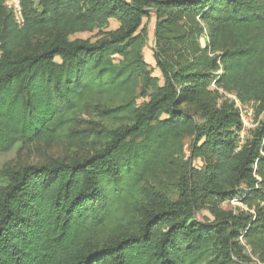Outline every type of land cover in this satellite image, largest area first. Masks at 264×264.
Masks as SVG:
<instances>
[{"label": "trees", "instance_id": "trees-1", "mask_svg": "<svg viewBox=\"0 0 264 264\" xmlns=\"http://www.w3.org/2000/svg\"><path fill=\"white\" fill-rule=\"evenodd\" d=\"M3 1L0 153L57 142L97 93L102 114L130 121L85 157L0 171V264H245L240 230L264 262V0H22V27ZM152 13L163 85L142 52ZM95 29V41L70 39ZM225 93L259 120L239 150ZM187 134L200 168L176 159ZM169 158L177 199L144 183ZM242 184L249 211L224 208Z\"/></svg>", "mask_w": 264, "mask_h": 264}, {"label": "rangeland", "instance_id": "rangeland-1", "mask_svg": "<svg viewBox=\"0 0 264 264\" xmlns=\"http://www.w3.org/2000/svg\"><path fill=\"white\" fill-rule=\"evenodd\" d=\"M156 19L154 13L151 14L148 20L144 18V23H147L148 26V36L142 52L145 61L149 64L152 75L157 76L159 78V84L163 85L165 80L154 58L157 45L155 36ZM119 26L120 24L117 20L111 19L106 30H115ZM18 27L20 26L18 25ZM100 36L99 30L95 29L93 31L75 33L70 36V39L83 38L95 41ZM37 42L39 41H33V43ZM201 43L204 45V40H201ZM221 73L222 69L217 72V74ZM107 96V93H97L91 96L79 113L75 124L66 129L64 135L57 142L47 143L45 141H40L31 146H24L18 143L10 151L0 153V171L7 168H19L29 163H49L54 159L71 161L85 157L102 147L106 140L107 131L117 129L130 121L128 115L122 117H107L95 107L96 103L105 102ZM146 100L147 98L139 97L137 99V106H141ZM223 100L224 98H220L219 104ZM261 119L264 120V114L261 115ZM193 138V134H187L181 139L183 153L176 155V159L181 161V158H183L188 162L190 161L191 166L200 168L203 161L197 157L192 158L191 143ZM174 162L176 161H172L171 158H169V162L166 163V168L161 171L162 173L159 175H151L144 183L149 188H160L165 190L170 198L177 199L179 195L177 185L179 175L177 171L179 166H176ZM7 183V178L0 176V186H4ZM247 190V186L242 184L237 196L223 202L222 206L232 209L235 213L249 211V207L244 202ZM251 211L253 212V210ZM196 216L202 222H209L214 219L207 209L197 212ZM240 234L239 240L246 246L247 253L251 255L252 258L251 262L245 264H264V262H261L256 256L251 254V248L246 243V231L240 230ZM110 236L108 230L104 229L101 231V241H107Z\"/></svg>", "mask_w": 264, "mask_h": 264}, {"label": "built area", "instance_id": "built-area-1", "mask_svg": "<svg viewBox=\"0 0 264 264\" xmlns=\"http://www.w3.org/2000/svg\"><path fill=\"white\" fill-rule=\"evenodd\" d=\"M4 6L13 13L15 22L22 27L25 23L22 0H4ZM212 86L215 87V81H213ZM225 95L233 100L241 120L242 127L239 132L237 148L239 150L249 137L250 131L258 125L259 120L257 119L256 109L252 103H243L234 94L225 93Z\"/></svg>", "mask_w": 264, "mask_h": 264}, {"label": "water", "instance_id": "water-1", "mask_svg": "<svg viewBox=\"0 0 264 264\" xmlns=\"http://www.w3.org/2000/svg\"><path fill=\"white\" fill-rule=\"evenodd\" d=\"M157 18V17H156Z\"/></svg>", "mask_w": 264, "mask_h": 264}]
</instances>
